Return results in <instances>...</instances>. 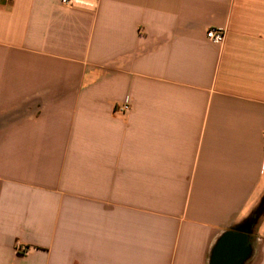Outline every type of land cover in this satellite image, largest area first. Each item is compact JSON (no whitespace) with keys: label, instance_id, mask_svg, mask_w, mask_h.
<instances>
[{"label":"crops","instance_id":"crops-1","mask_svg":"<svg viewBox=\"0 0 264 264\" xmlns=\"http://www.w3.org/2000/svg\"><path fill=\"white\" fill-rule=\"evenodd\" d=\"M241 227L264 264V0H0V264H210Z\"/></svg>","mask_w":264,"mask_h":264},{"label":"water","instance_id":"water-1","mask_svg":"<svg viewBox=\"0 0 264 264\" xmlns=\"http://www.w3.org/2000/svg\"><path fill=\"white\" fill-rule=\"evenodd\" d=\"M248 229L228 231L214 248L210 264H241L248 252Z\"/></svg>","mask_w":264,"mask_h":264},{"label":"built area","instance_id":"built-area-1","mask_svg":"<svg viewBox=\"0 0 264 264\" xmlns=\"http://www.w3.org/2000/svg\"><path fill=\"white\" fill-rule=\"evenodd\" d=\"M61 3L67 7H73L76 0H60ZM225 30L222 28H217V27H211L208 29L207 31V38L212 41L213 43L216 44H222L225 40ZM130 107L129 105H125L124 107H122V110H129ZM19 251L21 252H26L27 249L25 247H20Z\"/></svg>","mask_w":264,"mask_h":264}]
</instances>
